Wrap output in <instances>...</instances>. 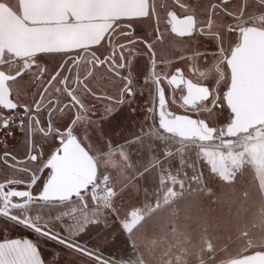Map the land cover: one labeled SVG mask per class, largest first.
<instances>
[{
    "label": "snow or ice",
    "instance_id": "1",
    "mask_svg": "<svg viewBox=\"0 0 264 264\" xmlns=\"http://www.w3.org/2000/svg\"><path fill=\"white\" fill-rule=\"evenodd\" d=\"M252 32L264 0H0V264H153L176 227L155 137L165 117L224 128Z\"/></svg>",
    "mask_w": 264,
    "mask_h": 264
},
{
    "label": "flooded vegetation",
    "instance_id": "2",
    "mask_svg": "<svg viewBox=\"0 0 264 264\" xmlns=\"http://www.w3.org/2000/svg\"><path fill=\"white\" fill-rule=\"evenodd\" d=\"M256 33L247 34L244 38L243 47L234 55V61L231 64V81L237 75L234 71L235 68L246 61V58L242 56L245 55L243 50L246 45H253L255 43L257 45V37L254 35ZM8 39L15 42L16 50L19 51H23L31 45V40L25 34L18 31H9ZM0 43H3V41H0ZM225 77L229 78L228 72H225ZM193 95H206V90L202 91L198 89ZM164 119L168 118L165 117ZM179 119L187 123L190 130L200 129L202 134L209 135L203 129V121L196 123V121L188 117H179ZM230 119L231 116L227 124ZM242 135L230 138L216 134L212 140H206L209 142H220L226 147L225 153L227 155H217L216 161L212 160L214 156H210L207 153L203 155L193 153L194 147H190L191 149L188 150V153H183V148H180L177 152H173L174 145L178 144L181 147V144L185 141H200L196 137L183 139L175 134L166 132L155 137L169 149L168 160L171 164V175L168 178V187L165 189L167 199H165L164 193H161L160 199L167 219L174 222L176 227L174 231H169L155 238V243L153 244L155 253L152 257L153 264H169V261L171 264H223L229 258L247 253L248 248L254 245L255 251H264V236L259 242L254 245L250 244V247L247 246L228 258L221 255L217 257L218 259H215V256H217L215 253L218 252L211 251L208 240L201 244L202 251H200L197 245L198 239L195 227L200 224L211 223L208 216L210 213L206 211H213L222 206V212H225L228 209L227 204H220L218 200L224 199L232 191L243 192L245 189L244 183L248 176L256 179L257 183H260L259 174L264 173V136L259 139L258 143H253L241 139ZM234 138L239 140L235 141ZM216 152H219V150H216ZM159 159L162 158L155 154L149 158V166L156 164L155 170L149 173V179L159 171L160 166L157 163ZM89 164L90 162L74 161L70 165V169L87 172ZM121 167H123V164ZM231 183L234 184L232 186L223 185ZM255 187L259 190V193L261 192V202H259L258 207L264 210V189L257 187L256 183ZM148 195H151V193H148ZM217 215L219 216V213ZM218 219L220 218L212 222L216 223ZM220 220L224 221V216Z\"/></svg>",
    "mask_w": 264,
    "mask_h": 264
},
{
    "label": "rangeland",
    "instance_id": "3",
    "mask_svg": "<svg viewBox=\"0 0 264 264\" xmlns=\"http://www.w3.org/2000/svg\"><path fill=\"white\" fill-rule=\"evenodd\" d=\"M262 136H264V125L256 129H251L249 132L242 135L241 139L258 143ZM234 139L235 141L239 140L236 138ZM181 145L179 149L183 148V153H188V150L191 149L190 147H194L193 153L199 155L207 153L210 156H214L212 158L213 161L217 160V155H227V153H225L226 147H224L222 143L216 141H185ZM178 150L173 149V152H177ZM216 150H219V152H216ZM259 181L260 183H257L256 179H252L248 176L244 183L245 189L243 192L239 193L232 191L228 193L224 199L218 200L220 204H227L228 209L225 212H222V206H219L220 208L216 210L207 211L210 213L209 221H211V223H204L195 227L198 239L197 245L200 251L203 250L201 244L208 240L211 251L218 252L215 253L217 255L215 259H218L217 257L221 255L228 258L230 255H235L250 244L254 245L263 238L264 210L258 207L259 202H261V192L259 193V190L255 187V183L257 187L264 189V173L259 174ZM233 184L234 183L223 185L232 186ZM217 213H219V216ZM222 216L225 218L224 221L220 220ZM217 218L220 219H218L216 223L212 222L213 219L216 220ZM254 246H249L250 248H248L246 252L255 251Z\"/></svg>",
    "mask_w": 264,
    "mask_h": 264
},
{
    "label": "water",
    "instance_id": "4",
    "mask_svg": "<svg viewBox=\"0 0 264 264\" xmlns=\"http://www.w3.org/2000/svg\"><path fill=\"white\" fill-rule=\"evenodd\" d=\"M254 35L257 37V45H246L243 50L245 55H242L246 61L234 70L237 75L233 77L226 96L232 115L224 130L204 125L203 129L209 133L204 135L200 129L190 130L189 125L177 117L163 119L162 126L166 133L183 139L196 137L206 141L212 140L216 134L231 138L264 125V34ZM223 264H264V251L243 253L227 259Z\"/></svg>",
    "mask_w": 264,
    "mask_h": 264
},
{
    "label": "crops",
    "instance_id": "5",
    "mask_svg": "<svg viewBox=\"0 0 264 264\" xmlns=\"http://www.w3.org/2000/svg\"><path fill=\"white\" fill-rule=\"evenodd\" d=\"M0 257H2L5 261H6L7 259H9V257H7L6 255H4L3 253H0Z\"/></svg>",
    "mask_w": 264,
    "mask_h": 264
},
{
    "label": "bare ground",
    "instance_id": "6",
    "mask_svg": "<svg viewBox=\"0 0 264 264\" xmlns=\"http://www.w3.org/2000/svg\"><path fill=\"white\" fill-rule=\"evenodd\" d=\"M206 212H207V211H206ZM208 216H209V215H208ZM208 216H207V217H208ZM211 216H212V215H211ZM214 218H215V217H214ZM213 220H214V219H213Z\"/></svg>",
    "mask_w": 264,
    "mask_h": 264
}]
</instances>
